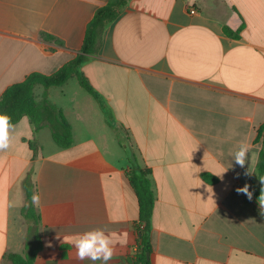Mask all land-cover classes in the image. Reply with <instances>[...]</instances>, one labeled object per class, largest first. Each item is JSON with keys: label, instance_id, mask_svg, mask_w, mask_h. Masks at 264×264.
Instances as JSON below:
<instances>
[{"label": "crops", "instance_id": "1", "mask_svg": "<svg viewBox=\"0 0 264 264\" xmlns=\"http://www.w3.org/2000/svg\"><path fill=\"white\" fill-rule=\"evenodd\" d=\"M108 1L0 0V98L31 73L50 75L76 58ZM241 26L239 38L225 31ZM101 36L82 73L104 109L77 78L48 90L73 146L48 150L49 128L35 134L24 117L0 152V264L11 254L81 264L64 237L93 229L127 233L111 264H134L135 160L150 170L155 194L153 264H264L253 176L263 147L264 0H132ZM240 142L250 146L243 169L233 160ZM31 169L37 222L22 215ZM246 183L251 200L236 192Z\"/></svg>", "mask_w": 264, "mask_h": 264}, {"label": "trees", "instance_id": "2", "mask_svg": "<svg viewBox=\"0 0 264 264\" xmlns=\"http://www.w3.org/2000/svg\"><path fill=\"white\" fill-rule=\"evenodd\" d=\"M132 0H109L107 5L98 8L93 20L89 23L83 46L76 58L67 62L56 72L50 75L38 72L31 73L23 82L7 88L0 98V113H7L12 117L15 125L24 117H28L34 124V133L47 127L55 145L61 149H68L74 144L73 128L64 117L61 109L56 107L48 98V90L52 87L65 85L72 78H77L85 91L91 94L103 107L101 95L94 90L88 79L82 73V67L91 55L98 52L101 35L105 29L113 23L127 8ZM242 26L237 31L229 27L225 31L234 38H239ZM43 87L40 102L35 100V88ZM106 114V113H105ZM107 116V114H106ZM108 120V116L106 117ZM257 142H262L263 147L259 155L258 164L254 176L255 195L258 199L264 184L260 177H264V124L258 129ZM33 169L29 170L23 180L25 203L22 215L27 221L37 222L40 220L35 206L31 205V196L36 187L33 182ZM150 170L143 169L138 162L132 161V169L128 172L129 181L133 187L139 203V222L137 229V252L134 254V264H153L148 255L152 253L151 244V218L155 207V194L150 180ZM148 254V255H147ZM11 264H33L34 257L11 254L8 256Z\"/></svg>", "mask_w": 264, "mask_h": 264}, {"label": "clouds", "instance_id": "3", "mask_svg": "<svg viewBox=\"0 0 264 264\" xmlns=\"http://www.w3.org/2000/svg\"><path fill=\"white\" fill-rule=\"evenodd\" d=\"M15 125L12 124V117L7 113H0V152H5L10 149L12 144V133ZM250 146L245 142H240L238 149L233 153V160L240 168H245L249 162ZM224 170L219 174H214L223 178ZM250 168L245 171L244 175H250ZM261 184H264V177H260ZM250 185L247 183L242 187H237V194H242L251 200L253 192L249 190ZM258 203L264 209V188L261 189L258 197ZM31 205L39 208L41 206V196L39 193H33L31 196ZM116 233H109L103 229H93L84 233L77 234L73 237H64V241L71 243L76 252V259L81 262L90 261L91 264H111L115 254V248L118 244L126 243L125 237ZM48 246H51L50 244Z\"/></svg>", "mask_w": 264, "mask_h": 264}, {"label": "rangeland", "instance_id": "4", "mask_svg": "<svg viewBox=\"0 0 264 264\" xmlns=\"http://www.w3.org/2000/svg\"><path fill=\"white\" fill-rule=\"evenodd\" d=\"M42 91H43V93H44V89H43V88H38V90H37V94H41ZM43 93H42V94H43ZM44 144H46V148H48L49 145H50V146L57 147V145H55V142L53 141L52 136L49 135V132H48V136H47V142L44 143ZM48 150H49V148H48Z\"/></svg>", "mask_w": 264, "mask_h": 264}, {"label": "built area", "instance_id": "5", "mask_svg": "<svg viewBox=\"0 0 264 264\" xmlns=\"http://www.w3.org/2000/svg\"><path fill=\"white\" fill-rule=\"evenodd\" d=\"M191 13H192V14H194V13H195V11H194V10H192V11H191Z\"/></svg>", "mask_w": 264, "mask_h": 264}, {"label": "water", "instance_id": "6", "mask_svg": "<svg viewBox=\"0 0 264 264\" xmlns=\"http://www.w3.org/2000/svg\"><path fill=\"white\" fill-rule=\"evenodd\" d=\"M148 255V254H147ZM148 258H150V255H148Z\"/></svg>", "mask_w": 264, "mask_h": 264}]
</instances>
